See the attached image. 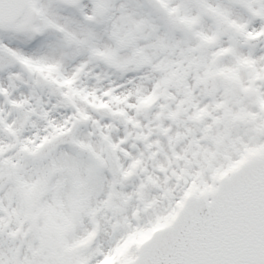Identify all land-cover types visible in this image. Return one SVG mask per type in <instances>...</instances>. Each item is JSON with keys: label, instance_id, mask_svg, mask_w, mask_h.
<instances>
[{"label": "snow or ice", "instance_id": "snow-or-ice-1", "mask_svg": "<svg viewBox=\"0 0 264 264\" xmlns=\"http://www.w3.org/2000/svg\"><path fill=\"white\" fill-rule=\"evenodd\" d=\"M0 264H264V0H0Z\"/></svg>", "mask_w": 264, "mask_h": 264}]
</instances>
